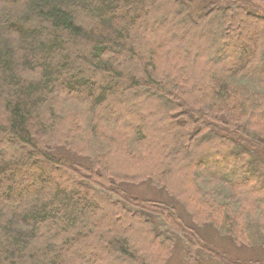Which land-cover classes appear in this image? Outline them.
Masks as SVG:
<instances>
[{
    "label": "trees",
    "instance_id": "16d2710c",
    "mask_svg": "<svg viewBox=\"0 0 264 264\" xmlns=\"http://www.w3.org/2000/svg\"><path fill=\"white\" fill-rule=\"evenodd\" d=\"M160 1H0V264H169L181 244L189 261L203 251L227 264H261L228 259L196 225L252 246L251 213L264 222L262 199L240 189L242 180L264 172V0H169L190 27L228 18L215 60L201 70L173 38L176 26H162ZM194 69L204 88L184 87ZM146 90L154 91L147 94L153 104ZM156 91L174 103L156 101ZM161 118L167 136L157 138L168 154L183 149L179 140L189 145L209 135L214 154L223 148L237 158L218 167L228 175L205 169L197 185L190 180L203 193L188 191L203 215L191 212L195 226L172 201L126 187L149 183L183 196L154 158L151 128ZM121 152L134 162L122 169L137 166L135 173L114 171ZM200 162L187 164L191 174ZM234 163L244 171L252 166L251 175L233 178ZM148 166L152 171L142 169ZM133 220L163 243L150 262L139 254Z\"/></svg>",
    "mask_w": 264,
    "mask_h": 264
},
{
    "label": "rangeland",
    "instance_id": "374dc122",
    "mask_svg": "<svg viewBox=\"0 0 264 264\" xmlns=\"http://www.w3.org/2000/svg\"><path fill=\"white\" fill-rule=\"evenodd\" d=\"M0 1L4 4H7L8 6L10 5V0H0ZM160 2L162 5L161 6L162 9H165V14L161 17L160 22L162 26L171 25V22L174 24V26H176L178 32L176 33L173 32L174 33L173 38L177 36L175 39H179L178 43H180L181 47L184 49L183 55H186V57L190 56V60L194 59V63L198 64V66L200 67L198 68L200 70L209 67V62L213 59L215 60L216 57V48L214 47L215 43L218 40L220 36V32L222 31L223 27L226 26L228 18L222 16H216L213 20L203 19L204 21L206 20L205 24L203 23L204 21H202V23H200L196 27H190L187 24L188 22L186 18L180 12V8L177 7L174 3H172V1L161 0ZM233 22H235V20ZM154 29L156 28L150 29L151 34L156 33L155 32L156 30ZM200 29L201 30L203 29L202 36L198 37L196 35V30H198L199 32ZM233 56L236 57L237 53L234 54ZM221 59L225 60L227 59V57H221ZM261 67H264V60H262L261 62ZM196 71L194 69L193 75L186 76V83L184 87H189V85H193V84L197 88L203 86L202 83L204 82L201 78H199V74L195 73ZM166 72H168L169 74L170 69L166 68ZM252 73L255 72L252 71ZM166 78H164V80L162 81H166ZM153 93L154 91H150V92L147 90L143 91V95H145L146 102L149 101L150 104H153L152 102L153 99H150V97L147 95L150 94L152 96ZM156 96H157L155 97L156 101H160V102L162 101L164 104H167L169 106L172 105L175 101V99L168 98L160 92L157 93V91H156ZM233 96L234 95H232L231 97ZM123 119L126 124L132 122L130 116H125ZM160 123H162V118L159 120L156 126H153V128H151V131L153 132V134H155L154 136H156L155 145L157 147L155 146L154 148L156 149V152L153 153L154 158L159 163L161 169L165 170V172L163 173L164 180L170 182L175 192H178L183 196L178 197V196L170 195L172 196L170 197L169 193H167L162 189H157L151 186L149 183H141L138 185L127 184L126 187L130 192V194H134L142 197L158 198L163 201H167V200L172 201L177 206L178 211L180 212L185 222L194 225L195 220L193 219V214L195 216L203 217V215H201V212L199 211L201 208L198 207L199 205L198 200H196L195 197L199 196L200 198H202L203 193L200 191L199 193H197L196 189L192 186L191 183L194 182V184L197 185V180L203 179L204 177L203 172H205V169H209V171L213 173L219 172L220 175L222 176L228 175V172L226 170H220L218 167L223 165L222 163H224L227 159H232L234 162H237V158H235L233 155L232 157L229 156L228 152L227 151L225 152L223 148L219 149L220 151H222V154H214L215 152H213L212 148L206 145L209 135L208 136L204 135L205 137L202 138L199 137L200 135L194 136L191 139V141L189 139L190 142L189 145H186L187 143L184 140H182L181 142L179 140V143H183V149L178 148L168 154L166 152L167 147L163 146L161 144V141H158L157 138L160 136L163 137L167 136L166 133L162 131L160 127L161 125ZM151 125L153 124L150 123V126ZM61 127H62L61 129H64L65 124H63ZM167 131L168 133L171 132L170 134H172L173 138L177 136L175 134L177 130L174 128V126L167 127ZM16 140L17 139H15V141ZM186 146L188 147L190 146V149H187ZM25 148L27 150L29 147L26 146ZM40 159H42V157H40ZM191 159H198V161L199 160L202 161L198 163L197 166L198 174H195L194 172L193 174H191L190 170L188 169L187 164L190 163ZM41 161L44 160L42 159ZM114 161L117 165V166L115 165V169H114L115 172L133 173L138 169L137 166H129L128 169L130 170L122 169L123 165L121 163H126L128 161L129 163L133 162L123 152L117 155V158H115ZM208 165H212V166L209 167ZM234 165L235 163L231 166H228L231 167L230 172L232 173L233 178L242 179L245 174L251 175L253 169L252 166H249L250 169L248 170L246 169L244 171L237 169ZM142 169L151 170L149 166L147 168L142 167ZM48 172L50 173L52 172L50 168H48ZM196 187L199 188L198 186ZM240 189L244 191H249L253 189L256 196L262 199L263 201L262 206L264 207V172L258 171L255 173L254 176L251 177V179H247V181L242 180V185L240 186ZM188 191L192 193L194 192L195 197H193L192 194H190ZM201 203H204V201H202ZM103 207L105 206H103L102 204V208ZM105 211L108 214L111 210L110 208L107 209L105 207ZM118 218L123 219V217L119 216V214H118ZM196 227L203 235L206 244L214 248L218 252L225 254L228 259L236 262L259 261L261 262V264H264V222L260 221L259 223L258 218L254 217L253 213H251V217H250V230L251 228L252 230L249 231L250 232L249 238L252 246H249V244H237L232 239L228 237H224L219 233H217L215 229L211 226L196 225ZM132 228L135 230L136 232L135 234H137L136 246L138 248L139 254L142 257L147 256L145 258L149 259L150 262V257H155L159 255L160 252H162L161 247L163 243L155 240L152 237L150 229L144 224H141L133 220ZM186 247L187 246L185 244H181L177 253H174V255L171 257L169 264H227L223 261L213 259L211 256H209V254L203 251L196 252L195 258L192 259V261L194 262L189 261L188 255L186 254Z\"/></svg>",
    "mask_w": 264,
    "mask_h": 264
}]
</instances>
